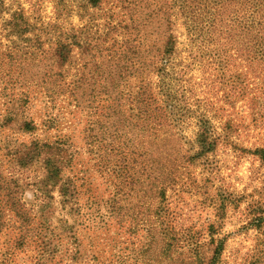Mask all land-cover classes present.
Instances as JSON below:
<instances>
[{"label":"trees","instance_id":"obj_1","mask_svg":"<svg viewBox=\"0 0 264 264\" xmlns=\"http://www.w3.org/2000/svg\"><path fill=\"white\" fill-rule=\"evenodd\" d=\"M53 1L56 19L46 22L41 17L34 18L39 23L33 24L21 8L9 7V2L15 0H0V16L5 12L10 15L9 20L0 25V31L28 43L25 51L18 47L17 52L8 54L18 66L14 89L19 88L21 94L13 90L12 98L4 95L6 114L0 124L1 129L8 132L7 156L20 171L41 164L43 173L33 184L39 202L36 212L23 203L24 186L20 180L0 174V264H15L21 254H30L33 264H78L88 249L80 238L84 237L80 229L94 232L90 236L91 246L94 245L91 239H101L94 231L96 221L88 227L81 225L86 218L84 209L93 208L95 202L90 204L91 197L87 198L91 187L86 180L88 172L73 171L77 168L75 160L81 156L74 145L73 130L64 134L48 112L45 116L49 117L44 122L46 137L42 142L34 138L38 128L30 117L31 110L37 107L31 90L36 88L44 95L47 101L44 107L48 111L55 108L56 98L70 86V83L65 84L64 70L76 59L83 71L90 69L97 76L95 80L83 76L73 81L72 98L76 107L82 108L88 102L87 91L91 88L97 90L96 98L104 111L101 119H95L86 131L88 151L103 160L114 154L115 157L122 155V160L116 161L119 170L113 173L125 178L124 186L136 182L134 173L148 174L153 182L148 189L160 191V198H164L166 192L162 188L166 186L161 184L175 182L169 177L160 180L166 175L165 162L172 161L173 153L166 145L156 143L162 137L167 138L181 123L177 109H188L186 98L171 94L167 82L178 52L175 28L179 23L188 31L193 44L202 40L208 47L223 46L226 41L224 46L229 50L224 55H214L219 60L223 84L230 83L228 88L235 97H252L254 117L264 119V0H115L116 4L106 11L103 24L92 17L90 24L77 29L70 26L66 29L60 20L70 17L76 7L85 12L103 11L111 1ZM77 15L85 17L79 12ZM28 34H33V38ZM76 50L80 54H75ZM237 60L243 65L238 74L230 70ZM182 75L183 72L178 74ZM134 78L138 80L136 84L132 82ZM187 115L190 113L183 112L181 117ZM193 117L197 121L198 150L194 157H186L187 162L205 160L218 144L211 120L205 114ZM52 130L56 132L50 135ZM18 131L30 136L32 141L20 143ZM254 154L264 160V149H257ZM111 162L113 160L108 161L105 170ZM181 165L173 164L169 176L179 171ZM57 203L67 209V216L75 217L73 225L65 218L59 220L58 226L52 223ZM105 204L108 206L110 201ZM101 211L99 209L97 215H101ZM103 216L101 224L106 231L103 235L111 236V226ZM261 223L260 218L255 227L261 229ZM168 229L164 231L171 230L169 226ZM102 239L107 238L102 236ZM214 243L217 246H213L210 258L199 259V262L179 258L178 264H219L226 241Z\"/></svg>","mask_w":264,"mask_h":264},{"label":"rangeland","instance_id":"obj_2","mask_svg":"<svg viewBox=\"0 0 264 264\" xmlns=\"http://www.w3.org/2000/svg\"><path fill=\"white\" fill-rule=\"evenodd\" d=\"M74 1L80 3L83 0ZM110 1V6L103 8V11L85 12L76 7L72 15L63 17L60 23L66 29L69 26L83 28L90 24L93 17L103 24L106 11L116 4L115 0ZM9 7L13 10L21 8L26 16H30L33 24L39 23L34 18L41 17L46 22L56 19L53 0H15L14 3L9 2ZM78 12L85 17L80 18ZM9 18L8 12L3 13L0 25ZM8 35V32L0 31V122L6 114L4 95L12 98L13 90L21 94L19 88L14 89L15 79L19 76L18 66L15 60L9 59L8 54L17 52L18 47L25 51L28 46L16 35ZM28 35L33 38V34ZM175 35L178 36V52L167 82L171 94L174 92V95L186 98L188 109H177L181 123L167 138L162 137L156 143L166 145L173 153L172 161L165 162L166 175L160 179L163 181L169 177L175 181L174 184H161L166 186L162 187L166 189L164 198H160V191L148 189L152 182V176L148 174L134 173L136 182L132 186H124L125 178L113 173L119 170L116 161L122 160V155L115 157L114 154L103 160L101 156L96 153L93 156L88 151L86 131L95 119H101L104 111L96 98L97 90L91 88L87 91L90 94L88 102L84 101L83 107L78 109L72 98V83L83 76L89 80L97 79L92 70L83 71L77 59L67 67L64 81L70 86L59 94L55 108L50 111L44 107L47 103L44 95L36 88L31 90L37 104L30 112L38 128L34 138L45 141L47 126L44 122L49 116L57 120L64 134L73 130L74 145L81 155L79 160H75L77 168L73 171H87L86 180L91 183V189L87 187L90 190L87 198L91 197L90 204L95 202V205L84 209L86 218L81 219V225L88 227L96 221L94 231L99 233L101 239H91L94 242L91 246L90 236L94 232L80 229L84 236L80 238L88 249L78 264H178L179 258L199 262V259L211 257L213 246H217L214 241L223 239L226 244L219 264H264V160L254 154L257 149H264V119L254 117L252 97H235L228 88L230 83L226 81L223 84L219 60L214 55H224L229 50L224 46L226 41L223 46L214 44L208 47L202 40L193 44L181 23L175 28ZM78 53L76 50L75 54ZM242 68L243 65L237 60L230 70L238 74ZM180 72H183L182 77L178 76ZM132 82L136 84L138 80L134 78ZM251 84H254V80H251ZM181 92H185V95H181ZM48 112L51 114L45 116ZM183 112L190 115L181 117ZM200 114H205L211 120L218 144L205 160L187 162L186 157H194L198 150L197 121L193 116ZM55 132L50 131V135ZM17 134L20 135V143L32 141L28 135L19 131ZM7 137L8 132L3 131L0 124V174L20 180L24 186L23 203L36 212L39 202L36 201L33 184L43 176L41 164L20 171L13 159L7 156ZM110 160L113 162L105 170ZM173 164L182 165L179 171H173L169 176L168 171L172 170ZM56 198L59 200L57 195ZM105 201H110V204L106 206ZM56 208L51 219L53 224L58 226L62 218L67 219L70 225L74 224L75 217L67 216V209L58 203ZM99 209L103 218L108 219L111 236L103 235L106 231L102 229V214L97 215ZM260 218L262 227L257 229L255 226ZM168 226L171 230L165 232ZM102 236L107 239L103 240ZM15 264L33 263L30 254H21Z\"/></svg>","mask_w":264,"mask_h":264}]
</instances>
